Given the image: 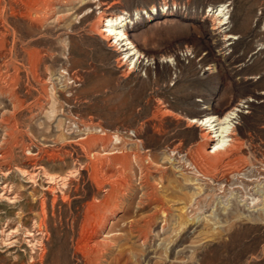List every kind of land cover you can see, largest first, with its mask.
I'll return each instance as SVG.
<instances>
[{
	"label": "rangeland",
	"instance_id": "rangeland-1",
	"mask_svg": "<svg viewBox=\"0 0 264 264\" xmlns=\"http://www.w3.org/2000/svg\"><path fill=\"white\" fill-rule=\"evenodd\" d=\"M85 2L0 0V264H84L90 205L101 264H264V0ZM120 15L132 45L94 29Z\"/></svg>",
	"mask_w": 264,
	"mask_h": 264
},
{
	"label": "bare ground",
	"instance_id": "bare-ground-1",
	"mask_svg": "<svg viewBox=\"0 0 264 264\" xmlns=\"http://www.w3.org/2000/svg\"><path fill=\"white\" fill-rule=\"evenodd\" d=\"M84 3L87 2H85L84 0ZM227 14L228 10L226 5H221L219 9H217V14L215 15L213 21H216L218 25H223L227 23ZM99 18L102 20V26H100V24L96 22L94 24V29L96 30V33H98V35H100V37H102L104 40H113L112 44H110L111 46H118L121 45L123 42L126 46L133 44V42L130 41L127 31L123 30V27L129 22L124 15L116 17L100 16ZM132 50L133 49H131V51ZM133 51V53L130 51L126 52L125 58L128 59L131 55H133L130 61V65L135 66L140 60L142 54L137 50ZM234 111L235 109H229L227 112H223L218 117H215V115H213L209 118L203 119L200 122V125H208L207 127L209 130L202 134V138L208 136L209 138L215 140V143L213 144V151L203 148V151L205 153L204 158H206V160H208L209 162L217 163L221 161L225 155L229 154L232 147L237 142L235 138H231V136L235 134L233 125L231 124ZM215 122L218 123L214 124ZM217 125H220V127L216 129L215 127ZM100 133H102V135L106 134V132L102 129ZM210 133H213V136ZM79 140H85V138L80 137ZM94 155L95 154H93V156ZM5 156V152H3L0 158H4ZM193 168L195 169V172L198 177H201L203 179L212 178L207 171H203V169H201V167H198V165H194ZM126 170V167L123 166L120 171L122 176L120 181L122 185H124L125 183L124 174L126 173ZM103 214L104 213L102 212V210L95 205H90L86 208V210H84L83 218L79 224L77 237V245H79L78 248L82 250V258L84 264H101V261L105 257V254L110 250V248L113 247L112 241L104 240L103 242H100L98 240L100 232L102 231L103 226L107 221V217H105Z\"/></svg>",
	"mask_w": 264,
	"mask_h": 264
}]
</instances>
